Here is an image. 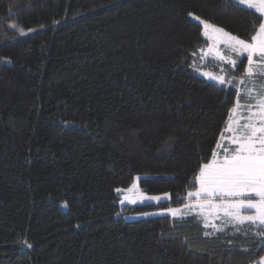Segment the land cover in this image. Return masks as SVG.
<instances>
[{
    "label": "trees",
    "instance_id": "16d2710c",
    "mask_svg": "<svg viewBox=\"0 0 264 264\" xmlns=\"http://www.w3.org/2000/svg\"><path fill=\"white\" fill-rule=\"evenodd\" d=\"M189 13L249 41L264 21L237 0H0V264H259V227L126 219L153 206L116 191L139 176L182 205L221 154L247 60L202 62Z\"/></svg>",
    "mask_w": 264,
    "mask_h": 264
},
{
    "label": "snow or ice",
    "instance_id": "6c2138e0",
    "mask_svg": "<svg viewBox=\"0 0 264 264\" xmlns=\"http://www.w3.org/2000/svg\"><path fill=\"white\" fill-rule=\"evenodd\" d=\"M238 3L251 6L255 3L264 5V0H237ZM258 14L264 18V9L258 10ZM200 21L203 26L202 35L207 36L211 28L215 34L212 39L218 40L220 36L227 37L222 41L231 51L238 53L242 58H246L247 65L245 73L248 78L254 74L264 75V71L254 72V69H264V21L261 22L255 35L249 40L241 39L226 33L224 29L216 25H211L208 21L202 20L194 13L188 14ZM12 27H16L15 24ZM23 32V29H20ZM29 32L33 29H28ZM213 49L210 48L209 52ZM246 54V56L244 55ZM217 55H219L217 53ZM254 57H257L254 60ZM225 59L223 56L219 57ZM228 63L235 69L236 60H229ZM212 79L218 80L219 83H229L223 76L213 77L210 73H204ZM242 83V81H241ZM264 88V85H262ZM237 101L233 109H230V115L227 121L226 131L231 133L227 138L230 148L224 149L222 159H217L215 150L212 152L210 163L199 166L198 175L194 177V183L198 182L196 191L187 192V198L196 197L197 205L185 204V208L199 206L201 209L205 206L219 209L227 217L226 225L232 224L233 227L248 223L261 229L259 235L264 237V96H261L255 105H241L239 101L240 90L236 89ZM246 99H251L252 90L244 93ZM246 108V116L238 113V109ZM255 109V110H254ZM231 113H237L238 118L233 121ZM241 120L244 122L241 123ZM235 125V126H234ZM224 138V132L221 133ZM221 146L218 141V147ZM234 146V147H231ZM135 187V185L133 186ZM121 191L120 189L116 190ZM168 198L169 194H164ZM205 199L201 202L200 198ZM127 198V197H126ZM148 200H160V197H147ZM218 201V202H217ZM123 202V201H122ZM172 216H179L178 209H167ZM242 211L252 212L251 215H242ZM207 226V222H206ZM217 231H223L215 224L212 225ZM236 230L240 229L236 227ZM209 233L205 232V236ZM31 247V245H29ZM261 264H264V256L260 257Z\"/></svg>",
    "mask_w": 264,
    "mask_h": 264
},
{
    "label": "rangeland",
    "instance_id": "374dc122",
    "mask_svg": "<svg viewBox=\"0 0 264 264\" xmlns=\"http://www.w3.org/2000/svg\"><path fill=\"white\" fill-rule=\"evenodd\" d=\"M253 9L256 11L260 9H264V5H260L259 3H255L251 6ZM194 20L195 18L192 17ZM197 21V20H196ZM200 23V21H197ZM201 24V23H200ZM202 25V24H201ZM212 25V24H211ZM203 27V26H202ZM226 33H229L225 31ZM231 34V33H230ZM215 34L212 32L211 28L208 30V35L205 36L208 40L209 43L205 47V49L202 50V55H201V61L205 63L206 59H212L222 65H230L228 63L229 60H236V56L234 51H231L222 41L226 40L227 37L225 36H220L218 40H213L212 37ZM233 35V34H232ZM235 36V35H233ZM212 48L213 51L209 52V49ZM217 53L219 55H217ZM238 54V53H237ZM246 56V54H244ZM223 56L225 59L221 60L219 57ZM239 57H241L238 54ZM238 58V57H237ZM257 57H254V60H256ZM231 66V65H230ZM232 67V66H231ZM199 75L206 80L213 81L216 83H219L218 80L212 79L209 76L204 75V73H210L211 76L213 77H219L223 76L226 79V73H221V72H215L212 70H208L206 68H198ZM264 71V69H254V72H261ZM243 82H246V84H250L253 87V91L255 92V96L257 97V100L261 97L264 96V88H262V85H264V75L261 74H254L251 78L247 77V74L243 78ZM221 84V83H219ZM233 120V119H232ZM234 121V120H233ZM235 126V125H234ZM228 135L230 136L231 133L228 132ZM222 157L217 154V159H222ZM135 185V187H133ZM121 191L118 192V195L121 197L120 204L122 206L124 205H129V206H143V205H151L153 207H150L147 210H144L143 212L140 213H130L126 214V219H140V218H145V217H153V216H160V215H170L171 217H174L171 215L170 212L166 211L167 209H178L180 215L176 216L174 218H180V217H185L191 214L198 215L204 224L207 226H212L213 224L217 225L218 222H225L227 221V217H224L223 212L219 209L212 208L211 206H205V208L201 209L199 206H194L192 208H185V204H192V205H197V198L196 197H191L188 198L187 201L178 206H172V205H163V203L170 201L171 195L169 193L168 198H165L164 194L166 193H160V194H149L147 192H144L140 185H139V176H137L133 182V184L124 189H120ZM160 197V200H148L146 199L147 197ZM127 197V198H126ZM205 198L201 197L200 201L202 202ZM123 201V202H122ZM218 202V201H217ZM252 212H246L242 211V215H251ZM259 264H261V261H259Z\"/></svg>",
    "mask_w": 264,
    "mask_h": 264
},
{
    "label": "crops",
    "instance_id": "0c3cea01",
    "mask_svg": "<svg viewBox=\"0 0 264 264\" xmlns=\"http://www.w3.org/2000/svg\"><path fill=\"white\" fill-rule=\"evenodd\" d=\"M236 56V59L238 57L237 53H234ZM248 90H252V97L251 99H246L244 93L247 92ZM239 101L241 105H247V104H251V105H255L257 102V97L255 96V92L253 91V87L250 84H244L241 88H240V96H239ZM255 110V109H254ZM238 113L241 115L246 116L248 113V110L246 108H240L238 109ZM232 119L235 121L238 118L237 113H231ZM244 121L241 120V123H243ZM228 132L225 131L224 133V138H222L221 143L219 146V153H221L219 156L224 155V149L225 148H230L229 142H228ZM234 147V146H231Z\"/></svg>",
    "mask_w": 264,
    "mask_h": 264
}]
</instances>
